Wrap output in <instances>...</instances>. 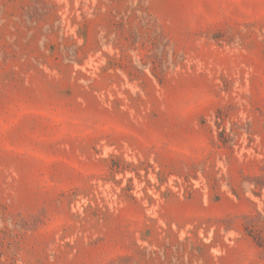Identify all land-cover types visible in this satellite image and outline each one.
<instances>
[{
  "label": "rangeland",
  "instance_id": "374dc122",
  "mask_svg": "<svg viewBox=\"0 0 264 264\" xmlns=\"http://www.w3.org/2000/svg\"><path fill=\"white\" fill-rule=\"evenodd\" d=\"M0 264H264V0H0Z\"/></svg>",
  "mask_w": 264,
  "mask_h": 264
}]
</instances>
